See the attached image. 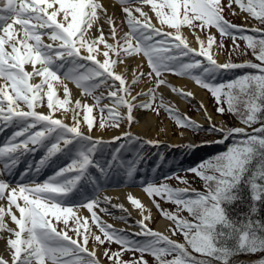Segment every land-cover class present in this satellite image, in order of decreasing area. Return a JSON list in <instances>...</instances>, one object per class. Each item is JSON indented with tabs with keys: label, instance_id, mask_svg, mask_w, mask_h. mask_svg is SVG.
<instances>
[{
	"label": "snow or ice",
	"instance_id": "6c2138e0",
	"mask_svg": "<svg viewBox=\"0 0 264 264\" xmlns=\"http://www.w3.org/2000/svg\"><path fill=\"white\" fill-rule=\"evenodd\" d=\"M118 3L123 13L119 22L101 0H0V133L13 129L0 144V201H6V205L0 204V241H5L6 251V256L0 255V264H101L97 251L87 247L90 239L100 245L107 241L120 246L121 251L103 252L111 264H148L145 254L155 264H234L238 255L264 252V219L259 217L264 205V29H252L256 36L245 34L243 27L224 17L222 0ZM233 3L264 24V0H228L227 7ZM144 6H149L160 27L153 24ZM185 26L193 30L198 47H192L183 34ZM213 27L221 36L232 37L234 44L238 32L257 62L219 63L212 52L215 36L207 34L202 39L196 31ZM140 55L146 58L150 71L136 75L133 70L135 78L129 83V69L118 70V66L126 58ZM245 68L255 71L216 82L222 73ZM167 73L189 78L206 89L216 101L218 114L227 111L238 116L245 127L217 126L202 102L207 129L181 116L157 89L167 87L186 99L194 98V94L171 85ZM142 77L154 80V86L132 95V85ZM69 83L93 103L73 100ZM45 101L48 112L38 111ZM161 108L182 129L222 136L202 142L204 145L232 139L226 150L186 170L203 181L202 192L141 179V187L153 198L156 208L174 223L172 235H182L183 243L149 228L145 221L150 215L136 221L139 231L129 235L103 222L96 211L110 214L102 204H111V198H101L100 182L113 176L133 179L144 159L145 144L156 147L159 141L144 140L130 131L112 140L94 137V109L100 114V128H119L121 123L130 126L135 122L134 109L153 110L159 115ZM60 111L62 115L57 118ZM69 113L71 124L65 122ZM82 121L86 128L81 127ZM257 124L260 126L253 127ZM117 141L120 143L105 155L107 147ZM41 150L44 154L35 165H27L20 182L4 179L13 175L23 157ZM130 152L134 153L131 157L127 156ZM58 156L65 157L67 163L45 181L25 180ZM89 169H95L99 176ZM171 178L169 175L162 180ZM176 178L188 183L178 175ZM88 185L90 192L85 190ZM245 190L248 211L233 215L232 205L243 202ZM73 193L79 196L75 203L71 202ZM156 197L175 204L177 212L160 209ZM128 200L142 214L147 211L139 198L129 195ZM112 207L128 212L122 204ZM81 208L91 214L90 218L78 214ZM183 211L191 219L179 214ZM90 219L104 239L92 232ZM126 251L140 256L124 260ZM258 264H264V259Z\"/></svg>",
	"mask_w": 264,
	"mask_h": 264
},
{
	"label": "bare ground",
	"instance_id": "6f19581e",
	"mask_svg": "<svg viewBox=\"0 0 264 264\" xmlns=\"http://www.w3.org/2000/svg\"><path fill=\"white\" fill-rule=\"evenodd\" d=\"M101 3H103L104 7L107 8L108 13L114 16L118 22L123 19V13L121 11L122 6L118 3V0H101ZM144 10L148 11L149 15L153 17L152 20L153 24H155L157 27H160L158 21L154 17V14L149 10V7L144 6ZM241 14L243 15V17L247 15L246 12H242V11ZM104 27H105V31L107 32V25H105ZM122 28L123 31H127L126 25H122ZM164 30L168 31L166 27H164ZM93 31H95V29H93ZM182 32L188 38V41L192 47H198V45L194 41L193 36H191L190 31L184 30ZM211 35L214 36V33H212ZM200 36L202 39L205 38V36H203L201 33ZM218 62L223 63V61L220 58L218 59ZM125 68L129 69V71L127 72V79L129 83H131V80L135 78L133 76V70H135L136 75H139L140 71H143L145 73L149 72L146 58H144L142 55L126 58L125 63L118 66V70H122ZM166 79L171 85L179 87L184 91H191L194 94V98L186 99L184 97L174 94L173 92H171L169 88L161 86L159 89H157V91L158 93L163 95L166 103L174 106V108L177 109L179 112H183L185 115H188L189 113L188 101H190L197 108V111L193 114V118L198 123L209 124L207 119L205 118L204 110L200 108V104L202 102L204 108L207 110V113L211 116L212 122L219 123L221 125V122L223 120L221 118V115L217 114L209 106L210 103L207 93L199 86H197L194 81L186 77H181V78L173 77L169 74H166ZM152 81L153 80L150 81L142 77L137 85H132V87L135 89L132 95H136L137 92H140L142 90L147 91V89L152 86ZM69 87L72 89L73 100L80 98L82 99V101L87 102L89 104L93 103V101L90 100L89 98H86V96L82 97L81 90L77 89L74 84L69 83ZM59 94L61 98H63L62 89L60 90ZM38 111L47 113L48 109L46 107H42L39 108ZM120 111L124 112L126 110L121 109ZM61 115H62V111L56 113L57 118H60ZM68 116L69 118L66 119L65 122L71 124V119H70L71 113H69ZM134 117H135V122H133L130 126L127 123H121L119 128L114 127L112 130L108 132H106L107 128L105 127L100 128L98 125L93 130L92 135L94 137L103 138L104 140H112L113 137L121 136L126 131H130L133 135L138 136L144 140L154 141L155 134L157 133L159 134V132H157V128H158L157 125L159 124L158 117L151 112L143 113L138 111V109H134ZM81 127L86 128V124L83 121ZM6 131L7 130H5L3 133H0V144H2L3 141L6 139V135H7ZM161 138L166 139L165 141L166 144H168V151H174V149H177L179 147H186L187 145L195 142L192 136L190 135L189 131L187 130H183L182 133H178V135L174 137L169 121L166 122V135L162 136ZM160 140L161 142L156 147H153L151 145L146 146L147 156H151V155L156 156L158 153H160L161 151L160 145L162 144V142H165L162 141V139ZM192 153L193 152H190L189 155H192ZM36 154L23 157L18 167L14 170L13 175L6 176L4 177V179H7L11 182H20L19 178L22 172L21 173L18 172L19 168L24 163L29 164L32 157H34ZM62 157L63 156H58L54 158V161L49 163L48 166L42 168V170L39 173L44 174L48 170V168L55 162V160H58ZM29 177H32L34 179L36 178V176L33 175L32 173L29 174V176H26L25 180H28ZM114 184L115 183L113 182H105L104 185L106 189H104L100 193L101 198L103 197L111 198V204H107V203L102 204V207L106 208L108 212L111 213L112 215V219H110V217L108 216H103L105 220H107L106 222L107 224H112V226L118 230H124L125 232L133 233L139 231V228L135 222L141 220L143 218V215H150L151 219L155 218L156 213L153 210L154 204L152 200L149 198V196L145 193V191L141 188L140 181L130 180L129 182H126L125 185L124 182L122 184L120 182L117 183V185H121V187L112 188ZM129 195L133 196L134 198H139L141 202L145 205L147 211L142 214L141 210L136 209L134 206H132L128 200ZM0 204L6 205V201H0ZM113 204L124 205V207L128 209V212L125 213L116 208H113L112 207ZM97 212L99 213L100 210L98 209ZM78 214L82 217L90 218V214L86 209L83 208L79 209ZM151 219L149 221H145L148 227L150 225ZM6 220H8V217H6ZM90 220H89V226L92 229ZM168 224L169 223L166 219L158 218L155 222V230L159 232H164L166 231ZM87 247L89 248V250L94 249L90 243L88 244ZM95 250L97 251L98 258L101 260V264H111L104 259L103 254L101 252L102 248H97ZM0 255L6 256L5 241H0Z\"/></svg>",
	"mask_w": 264,
	"mask_h": 264
},
{
	"label": "rangeland",
	"instance_id": "374dc122",
	"mask_svg": "<svg viewBox=\"0 0 264 264\" xmlns=\"http://www.w3.org/2000/svg\"><path fill=\"white\" fill-rule=\"evenodd\" d=\"M222 4L225 5L223 15L231 23H233L235 25H238V26H241L243 28H245V26H247L249 24H252L253 27H258V29L260 28L259 23L254 18H252L248 13H246L247 15H245V17H243V15L241 14V11H240L239 7L235 3L232 4V7L231 8H228L227 7L228 0H222ZM237 7H238V9H237ZM233 12L235 13V15H233ZM261 29H264V28H261ZM182 31H184V29H182ZM189 31L191 32V36H192V31L193 30L189 28ZM196 31L201 32L202 34L204 33L203 35L205 37H206L207 34H212L213 32L215 33L214 36H215L216 40H215V43L213 45L212 52L214 53V58L217 59V61L220 58L223 61V63L228 62L229 60L231 62H234V63H244L246 61L257 62V61L254 60V58H252V56H251L252 52L246 46L247 45V42L245 40L239 38V35L240 34L236 33L237 39L235 40V44H234V41H233L232 37H229V36H221L220 34L218 35V32L215 29H211V30L210 29H205L203 31H201L200 29H196ZM245 34L250 35L249 32H246ZM221 44L223 45V48H218L217 46L218 45H221ZM236 45H238L239 47L238 48L235 47ZM154 84H155V81L153 80V86H154ZM208 97H209V103H210L209 106L214 110L213 107L214 106L217 107L216 101L214 100V98L212 97V95L210 96L208 94ZM86 98H89L90 100H92L91 97H86ZM188 105H189V108H193V110H191L192 113H194V112L197 111V108L194 106V104L192 102L189 101L188 102ZM45 106H46V101H45ZM154 107H156V105H154ZM138 111L143 112V113H145V112H151V113H153L154 115H156L158 117V123L159 124L157 125V127H158L157 128V132H159V134L158 133L155 134L154 139L155 140L162 139V141H165L166 140L165 138H161L162 136H165L166 135V122H167L166 116L167 115L165 114L164 109H162V108L159 109V115H157L156 111H153V110L138 109ZM93 115L96 118L95 119V122H94V125H96V126L100 125V114H99L98 110L94 109ZM221 118L223 119L222 120L223 123L221 122V125L219 123H215V122H214V124H216L217 126H222L224 128H230L233 124L235 125V127H242V126L245 127L244 125H240V123L233 121L231 117L228 118V117H224L223 115H221ZM172 121H173L172 122L173 125L174 126H177V124L175 123V121L173 119H172ZM105 128H107L106 131L108 132V131L112 130L114 127H110V126H107L106 125ZM171 129H172V132H173L174 137L177 136L178 133H182V131H183V130H179L178 128L172 127V125H171ZM216 145H218V144H216ZM132 146L135 147V144H133ZM107 148H109V147H107ZM162 148H163V146L161 147V149ZM214 148L215 147H213V149H211V150H214ZM143 149H145V147ZM219 150L220 149H218L217 151H219ZM105 154H106V151H105ZM133 155H134V153H131V152L127 154V156H129V157H131ZM155 158L156 157H154L153 160ZM162 161L163 160L161 159V162H160L161 163V169L165 165V162L164 161L162 162ZM65 163H67V161ZM141 163H142V161H140L139 170L136 173L135 177H137L138 173L140 172V165H141ZM54 172H52L49 175H47L46 178H44V179H41L40 178V179H37L36 181L37 182H43L49 176H51ZM156 172H152L151 176H148L147 177L148 179L147 180H144V181H148V180H152L154 178H157L159 175H157ZM178 176H179V178L181 180H187L188 181L187 185L197 186L198 189H202L203 186H204L203 181L201 179H199L194 173H190V174H187V175H183L182 174V175H178ZM114 177H118L119 179H122L124 182L128 180V179H126L123 176H113L112 178H114ZM112 178H109L107 180H112ZM140 178L141 177H137V179H140ZM107 180H103V181H107ZM162 182L163 183L170 184L172 186L181 187V188L186 187L185 184L183 186L181 185L183 183H180L178 181V179L176 178V176L173 177L171 180L158 181L156 183H157V185H159ZM89 190H92L91 187L88 190H86V191H89ZM74 194H76V193H73L72 200H71V202H73V203H75L78 200L76 198H79V197L75 196ZM150 199L153 201L152 198H150ZM155 202L156 203H159L160 204V209H163L164 211H168V212H171V213H176L177 212V206L176 205L174 206L173 203L165 202V200L160 199L158 197L155 198ZM153 204H154L153 210L155 211L156 216H155V218H152L151 219L149 228H151L152 230H155V222H156V220L159 217H163L164 219H166L169 222V224H168L167 229H166L165 232H171L170 229L174 227V223L172 221H170L169 219L165 218L162 215L161 211L156 208L154 202H153ZM179 214L182 217H184V218L191 219L190 215L186 211L180 212ZM99 216H100V218H101V220L103 222H105V223L107 222V220H105V218L103 217L104 214L101 213V214H99ZM105 216H108V217H110V219H112L111 213L110 214H106ZM70 225H71V222H70ZM110 225H112V224H110ZM91 226H92V229H91L92 232L95 233L96 235H101L102 239H104L103 234L99 232V230L95 226V224H93L91 222ZM59 227L62 228L63 225L61 224ZM113 229H115V228L113 227ZM115 230H117V229H115ZM69 235H71V236H73L75 238V233L74 232H71L70 231L69 232ZM179 236H180V234L178 233V240L177 241H179L180 243H183L184 240L181 237H179ZM89 243L93 246L94 249L102 248V250H103V248H104V250L105 249H110L112 252L121 251L120 246L118 244H116V243H109V242L106 241L104 244L100 245L94 239H90L89 240ZM102 250H101V252H102ZM139 256H140L139 253H132V252H127L126 251V252H124L123 259L124 260H129V259H132L134 257L135 258H139ZM144 259H146L147 261H149L150 264H154L155 263L154 259L151 256H148L146 254L144 256Z\"/></svg>",
	"mask_w": 264,
	"mask_h": 264
},
{
	"label": "trees",
	"instance_id": "16d2710c",
	"mask_svg": "<svg viewBox=\"0 0 264 264\" xmlns=\"http://www.w3.org/2000/svg\"><path fill=\"white\" fill-rule=\"evenodd\" d=\"M258 23H259V25L261 26V28H264V24H261L259 21H257ZM249 33H250V35H253V36H256L257 35V33H254V32H252V31H248ZM251 56H252V54H251ZM252 58H254L253 56H252ZM255 70H253V69H247V68H245V69H238L237 70V72L233 75L234 77L233 78H231V79H235L237 76H239V75H242V74H245V73H249V72H254ZM231 79H228V80H231ZM228 80H226V81H228ZM209 95L211 96V94L209 93ZM226 107V106H225ZM214 108V111L217 113V111H216V106H214L213 107ZM218 114V113H217ZM223 116L224 117H231L232 118V120L233 121H235V122H238V123H240V121H239V117L238 116H235V115H232V114H230V113H228L227 111H225V113L223 114ZM241 125H243L242 123H240ZM245 126V125H244ZM260 125L259 124H257V125H254L253 127H259ZM231 127H235V125L233 124ZM208 127H203V129H207ZM190 130V129H189ZM191 132H192V134H193V136L195 137V139L198 141V142H200V143H202V142H204V141H213L214 139H212L211 138V135H213V134H209L207 131H205V130H200V131H193V130H190ZM216 137H218V136H221V135H219V134H214ZM229 143H228V145L225 147V148H223V149H221V150H219V151H217V152H215L214 154H212V155H210V156H207L206 158H205V160H207L209 157H212V156H214L215 154H217V153H219V152H222V151H224V150H226V148L232 143V139L230 138L229 139V141H228ZM194 167H196V166H194ZM194 167H191V168H194ZM188 169H190V168H188ZM174 173H176L175 174V176H177V175H187V174H190L191 172H187V171H181V169H177V170H175L174 171ZM170 187H172V188H177L176 186H172V185H170V184H168ZM194 190H196V191H204V186H203V188L202 189H198V187L197 186H195L194 187ZM243 195H244V200H243V202H237V203H235L234 205H232V209H233V215H239L240 213H242V212H247L248 211V204H249V200H248V192H247V190H245V192L243 193ZM174 206H175V204H173ZM259 217L261 218V219H264V205H262L261 207H260V210H259ZM177 236H178V233L176 234ZM179 237H181L182 239H183V237H182V235H180ZM146 255H148V254H146ZM148 256H150V255H148ZM246 257H249V258H256L255 260H252V261H250V262H247V261H245L244 260V258H246ZM261 259H264V252H257V253H255V254H241V255H238V256H236L235 258H234V264H258V261L259 260H261ZM148 264H150L149 263V261H148ZM155 264V263H154Z\"/></svg>",
	"mask_w": 264,
	"mask_h": 264
}]
</instances>
